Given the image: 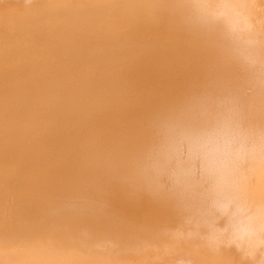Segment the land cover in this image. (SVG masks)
Wrapping results in <instances>:
<instances>
[{
  "label": "bare ground",
  "instance_id": "bare-ground-1",
  "mask_svg": "<svg viewBox=\"0 0 264 264\" xmlns=\"http://www.w3.org/2000/svg\"><path fill=\"white\" fill-rule=\"evenodd\" d=\"M0 264H264V0H0Z\"/></svg>",
  "mask_w": 264,
  "mask_h": 264
}]
</instances>
